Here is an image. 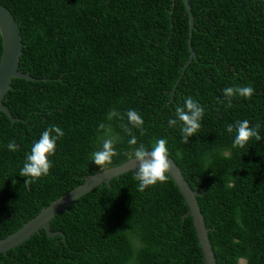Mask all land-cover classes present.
<instances>
[{"label":"trees","instance_id":"1","mask_svg":"<svg viewBox=\"0 0 264 264\" xmlns=\"http://www.w3.org/2000/svg\"><path fill=\"white\" fill-rule=\"evenodd\" d=\"M192 15L188 58L187 14L181 0H0L17 23V69L0 112V239L40 208L103 169L92 162L111 125L119 155L107 167L166 139L169 157L191 190L215 264H264V0H187ZM1 52V40H0ZM254 88L226 107L223 90ZM191 96L204 109L199 132L182 140L169 126L177 104ZM137 111L144 135L126 113ZM110 111L123 119H108ZM260 123L262 139L233 147L228 124ZM57 141L47 176L29 187L19 175L34 141L49 126ZM131 129L137 145H129ZM15 141L16 151L8 144ZM135 175V174H134ZM130 172L97 186L5 253L0 264H202L186 206L170 178L143 192Z\"/></svg>","mask_w":264,"mask_h":264},{"label":"clouds","instance_id":"2","mask_svg":"<svg viewBox=\"0 0 264 264\" xmlns=\"http://www.w3.org/2000/svg\"><path fill=\"white\" fill-rule=\"evenodd\" d=\"M253 94L254 88L251 85L226 87L223 90L225 100L219 102L225 103L226 101V107L231 108L234 97L239 96L250 99ZM204 114V107L191 96H188L184 99L182 105L177 104L175 106V118L169 119L168 125L170 127L176 126L180 122L182 124V140L183 143L187 144L189 137L199 132L201 127L200 121L203 119ZM125 115L132 127L140 129V134L144 135L146 130L143 128L144 121L141 115L135 110H129ZM113 117L123 119L119 112L110 111L108 119L111 120ZM122 127L131 136V139L128 141L129 145H137V138L135 135H132L131 129L127 125H122ZM260 127L259 122L255 126H250L248 120H238L234 124H228L226 131L231 134L235 130L233 147L244 148L253 138L257 142L262 139L259 134ZM97 130L104 133V138H102L100 149L92 153V162L98 168H106L111 164L112 158L119 155L115 147L118 140L112 135L111 125H106L102 122L98 125ZM64 135V131L59 126L51 125L42 132L38 141H34L30 153L26 154L25 162L19 173L21 177L27 178L24 181L26 188L49 174L53 166V162L49 157L55 155L57 141ZM7 147L13 152L17 150L15 141H10ZM132 156L138 163V167L135 168V175H133V179L139 182L138 191L143 192L147 187L153 186L158 182L164 183L168 180L172 163L168 159L169 151L166 139L161 138L156 140L150 150L143 144H140L134 148ZM240 264H244V262L241 260Z\"/></svg>","mask_w":264,"mask_h":264},{"label":"water","instance_id":"3","mask_svg":"<svg viewBox=\"0 0 264 264\" xmlns=\"http://www.w3.org/2000/svg\"><path fill=\"white\" fill-rule=\"evenodd\" d=\"M181 1L187 14L188 30V58L183 65L184 68L190 62L194 54L190 47L192 15L187 0ZM0 40V112L4 113L11 122H15L17 119H14L10 116L6 106L2 105L1 101L7 90L10 88V82L13 78L26 81H33L35 79L29 76L28 73H23L17 69L22 46L19 30L17 23L13 19L10 12L2 5H0ZM168 159L172 163L169 178L176 186L183 199V203L186 206V212L182 217L189 216L191 219L196 240L203 257L202 264H215L213 253L207 239V232L209 231V228H206L204 225L203 218L196 201V197L199 194L196 190L190 189L186 181L183 179L178 167L174 164L170 157ZM136 167H138V163L134 157H131L118 165L106 167L96 171L93 174L83 176L81 184L73 187L58 198L54 199L47 206L40 208L32 218L23 223L17 230L8 234L4 238H1L0 253H5L7 250L12 249L20 243L26 241L34 233L39 232L41 229L48 237L60 236L63 238V234L61 232H51L49 229V221L56 214H58L60 211H65L72 202L77 200L82 195L88 193L93 188L102 185L108 187L110 180L119 176L120 174L130 172L132 175H134Z\"/></svg>","mask_w":264,"mask_h":264},{"label":"rangeland","instance_id":"4","mask_svg":"<svg viewBox=\"0 0 264 264\" xmlns=\"http://www.w3.org/2000/svg\"><path fill=\"white\" fill-rule=\"evenodd\" d=\"M239 264H240V261H239Z\"/></svg>","mask_w":264,"mask_h":264}]
</instances>
